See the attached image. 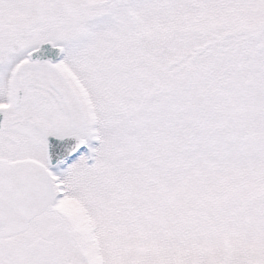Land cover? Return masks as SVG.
I'll use <instances>...</instances> for the list:
<instances>
[{
	"label": "snow or ice",
	"instance_id": "obj_1",
	"mask_svg": "<svg viewBox=\"0 0 264 264\" xmlns=\"http://www.w3.org/2000/svg\"><path fill=\"white\" fill-rule=\"evenodd\" d=\"M0 264H264V0H0Z\"/></svg>",
	"mask_w": 264,
	"mask_h": 264
}]
</instances>
